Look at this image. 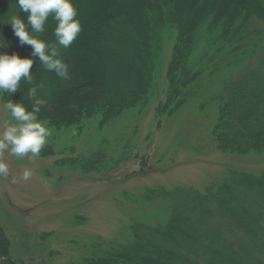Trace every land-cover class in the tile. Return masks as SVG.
<instances>
[{"label": "trees", "instance_id": "obj_1", "mask_svg": "<svg viewBox=\"0 0 264 264\" xmlns=\"http://www.w3.org/2000/svg\"><path fill=\"white\" fill-rule=\"evenodd\" d=\"M143 2L73 0L83 31L69 48L57 45L68 66L62 78L46 71L7 24L14 15L26 22L27 14L13 0H0V44L9 45L0 52L34 60L33 84L22 82L12 97L2 95L3 102L22 100L31 109L28 89L35 86L46 102L39 118L52 131L80 136L94 127L101 138L91 149L56 150L52 143L41 151L42 157L57 155V166L84 174L106 177L129 161L145 168L151 148L138 142L137 121L153 109L159 128L192 102L200 112H215L214 148L249 160L201 190L158 185L125 191L130 211L149 208L147 222L142 213L128 214L121 242L95 241L92 254L77 264H264V162H253L264 159V0H145L146 10ZM157 8L154 25L146 16ZM129 15L143 40L141 72L129 58L137 47L124 28ZM55 27L49 17L38 37L55 42ZM10 244L0 226V264H24L12 259Z\"/></svg>", "mask_w": 264, "mask_h": 264}, {"label": "rangeland", "instance_id": "obj_2", "mask_svg": "<svg viewBox=\"0 0 264 264\" xmlns=\"http://www.w3.org/2000/svg\"><path fill=\"white\" fill-rule=\"evenodd\" d=\"M140 7L146 10L145 0ZM159 11L154 12L152 18L146 16L147 20L155 25ZM127 19L124 28L137 46L130 52V62L141 72L144 61L139 56L143 40L138 38L133 17L129 15ZM170 49L171 43L167 45L166 60L161 66V84ZM3 104L0 96V131L9 119ZM198 106L196 102L186 104L159 128L153 109L144 120L137 121L138 142L145 145L144 150L151 148L145 168L138 161H129L117 173L103 177L59 167L57 155L42 157L40 153L38 158L29 160L5 154L10 175L0 177V226L11 243L12 259L22 260L24 264H77L92 254L95 241L98 244L115 239L121 242L127 232L128 214L144 215L149 211L147 207L130 211L125 191L141 193L158 185L168 189L180 186L201 190L210 181L222 179L227 168L246 166L249 159H234L214 148L211 128L215 112H200ZM73 133L52 131L45 146L54 143L56 150L72 145L91 149L101 138L94 127L80 136ZM25 168L35 169V175L28 181L13 183V177L19 178ZM147 218L144 215L145 221ZM157 219L154 217L150 223H158Z\"/></svg>", "mask_w": 264, "mask_h": 264}, {"label": "clouds", "instance_id": "obj_3", "mask_svg": "<svg viewBox=\"0 0 264 264\" xmlns=\"http://www.w3.org/2000/svg\"><path fill=\"white\" fill-rule=\"evenodd\" d=\"M20 13H26V22L20 15H14L8 21L21 46L28 45L32 55L38 57L42 67L48 72L66 78L68 66L58 58V47L69 48L83 31L78 17V9L73 0H13ZM52 18L56 22L55 42H47L38 37L45 31V25ZM0 48H8L6 43ZM34 60L21 57L18 53L0 52V96L7 93L10 97L21 91V84H33ZM33 101L31 109L21 101L8 99L3 110L9 114L3 130L0 131V177L10 175V166L4 159L5 154L29 160L38 158L52 135L45 120L39 118L41 107L46 103L38 97V88L28 89ZM35 175V169L25 168L19 178L13 177V183L28 181Z\"/></svg>", "mask_w": 264, "mask_h": 264}]
</instances>
